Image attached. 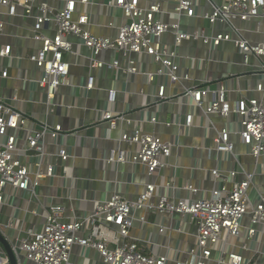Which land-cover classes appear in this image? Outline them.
<instances>
[{"label": "built area", "instance_id": "1", "mask_svg": "<svg viewBox=\"0 0 264 264\" xmlns=\"http://www.w3.org/2000/svg\"><path fill=\"white\" fill-rule=\"evenodd\" d=\"M59 1L57 8L45 0L38 3L37 0H0V14L34 19L33 35L29 39L41 43L35 52L24 56L15 53L11 44H2L0 59H8V63L0 65L1 78H9L12 66L18 60L27 59L39 69L40 77L34 82L45 95L47 114H53L61 105L56 101L58 92L68 83L71 74V63L65 55L71 52L83 55L70 40V36H76L78 46L89 51L85 55L90 68L111 69L117 75L121 72L145 74L147 83L156 89L153 94L156 106L172 101L187 105L192 100L191 109L185 113L186 128L194 126L197 109L205 114L213 128L212 118H222L225 125L214 138V150L232 154L240 167L228 169L227 175L219 168L210 170L215 185L210 195L199 198L196 195L200 188L186 181L182 188L190 197L174 200L161 195L154 200L156 185L151 183L137 199L113 193L78 218H71L64 206L51 204L45 207L41 227L15 241L13 247L19 264H264L256 258L264 255V191L259 188L253 195V190L260 186L255 184L257 174L246 172L235 154L239 141L257 160L264 156V0H205L206 3L201 0H109L106 6L112 14L120 10L122 18L120 24L116 23L115 16L107 24V28L114 30L113 35H96L91 31L99 16V12H94L93 0ZM166 4L172 6L171 11L166 10ZM167 14L169 20L164 17ZM183 16L199 18L203 23L184 28ZM51 26L56 29L54 35L45 32ZM5 30L6 21L0 18V37ZM166 34L173 35L172 44L165 40ZM192 40L201 41L212 53L222 44L232 43L242 57L239 63L246 70L216 78L214 82H192L191 73L184 70L177 50ZM107 52L119 53L127 63L123 65L118 57L103 58ZM247 76L254 82L251 89L240 83ZM232 80L234 86H231ZM183 81L192 84L184 85L176 94H168L169 87ZM97 87V76L89 74L84 89L91 91ZM248 91L258 95L251 96ZM107 92L109 107L103 110L102 120L112 128L121 120L130 123L131 119L115 108L117 88ZM18 99L14 96L12 100ZM151 105L152 102L144 108L148 117L142 120L156 123L157 116H150L147 110ZM66 134L61 124L39 123L23 108L0 97V204L8 202L16 191L37 195L44 181L56 175L57 164L50 159L45 162L50 155L47 141L48 137L55 141ZM121 140L138 149L130 154L119 149L118 155L113 150L109 161L130 159L144 165L150 176L166 167L175 145L137 126L131 132H123ZM70 156L68 148L59 143L55 157L64 164L67 174ZM241 173L246 177L238 181L236 177ZM38 211L35 208L33 213L39 214ZM150 211L173 219L172 229L187 236L191 235L187 227L193 225L195 239L180 240L172 247L166 242L159 244L132 237L136 213H143L137 219L146 224ZM157 228L160 234L169 230L163 225ZM249 240H256L258 248H251ZM158 247L167 250L158 252ZM0 259V264H10L4 252Z\"/></svg>", "mask_w": 264, "mask_h": 264}, {"label": "crops", "instance_id": "2", "mask_svg": "<svg viewBox=\"0 0 264 264\" xmlns=\"http://www.w3.org/2000/svg\"><path fill=\"white\" fill-rule=\"evenodd\" d=\"M39 1L37 0V3ZM45 1L57 8L61 4L59 0ZM108 1L93 0L94 12H99V16L96 18L98 24L95 23L91 27V31L96 35H113L115 33L113 29L107 28V24L114 16L116 23L122 22L121 11L116 10L112 14L106 6ZM216 1L221 2V0ZM201 2L206 3L205 0H201ZM171 7L166 4V10L171 11ZM81 9L83 10V8ZM164 17L166 20L170 19L169 14ZM0 18L6 21V30L0 37V46L6 43L11 44L14 52L23 56L35 52L41 46L40 42L29 39L33 35V18L7 14H0ZM202 23V20L196 17H182L184 28ZM45 32L54 35L56 29L53 26L46 27ZM164 38L169 43H173L172 34H166ZM70 40L75 43L83 55H76L73 52L65 55V59L71 63V74L68 83L63 85L58 92L56 101L61 105L56 107L53 114H47L45 95L34 82L35 78L40 77L39 69L27 59L18 60L16 66H12L9 78L0 77V97L23 108L33 120H37L39 123L48 121L51 125L61 124L68 133L55 141L48 137L47 150L50 155L45 159V162L50 159L57 164L56 175L44 181L37 189V195L31 191H16L8 202L0 204V227L8 233V236H12L14 241H20L26 238L31 230L39 229L45 220V207H49L51 204L64 206L71 218H78L91 212L97 201L105 200L113 193H120L127 199H137L139 194L151 183L156 185L154 200H157L161 195H166L174 200L179 197H190V194L182 188L186 181H191L194 186L200 188L196 195L199 198L210 195L215 185L210 170L219 168L227 175L228 169L240 167L232 154L218 153L214 150V138L225 125L222 118L216 116L212 118L213 128L205 114L197 109L194 110V126L186 128L184 125L185 113L191 109L192 100L191 104L187 103V105L181 104L182 101L181 103L172 101L156 106L153 102V94L156 89L147 83L145 74L133 75L121 72L117 75L111 69L99 71L90 68L89 59L85 55L89 51L78 46L79 38L76 36H70ZM177 50L182 58L181 65L184 70L191 73L192 82L195 81V83L214 82L216 78H223L230 73L246 70L239 63L242 57L232 43H224L215 53H212L210 48L201 41L192 40L185 42ZM211 56L215 57V60H212ZM115 57L120 58L123 65L127 63V60L122 59L119 53L107 52L103 55V58L107 60ZM201 58L205 60L203 63L195 61V59ZM2 63L7 64L8 59H0V65ZM144 67H147L146 63ZM152 68L155 69L156 66H152ZM89 74L97 76L98 87L86 91L84 84ZM250 78L251 76L242 78L241 85L253 88L254 82L249 80ZM183 82L169 87L168 94H176L181 91L184 85L192 84L191 81ZM234 84L235 82L232 80L231 86ZM110 88L118 90L116 110L131 119L130 123L119 121L116 128H112L109 122L102 120L103 110L109 107L107 90ZM248 94L258 95L252 91H248ZM14 96L19 97L18 101L12 100ZM151 102L152 105L147 110L150 116H157L156 123L142 120L144 116L148 117L144 108ZM177 121L178 124H173ZM169 123L171 124L169 125ZM30 126L33 128L34 124ZM136 126L142 128L146 133L158 134L165 140L175 142L166 167L155 175L150 176L144 165L134 163L130 159H127L126 162L109 161L113 150L118 155L119 149L129 152V154L138 149V146L121 140L123 132H131ZM59 143H63L71 152L67 163L68 174L64 170V164L55 157ZM235 154L239 157L246 172H256L257 174L255 184L261 187L255 188L253 195L257 194L259 188L264 191V156L257 160L239 141L235 146ZM30 162L32 163V160ZM245 177V174L241 173L237 175L236 179L239 181ZM35 208H39V214L33 213ZM140 213H136L137 217L143 214ZM149 213V222L146 224H142L136 217L131 231L132 237L148 242L157 241L159 244L166 242L172 247H175L180 240L192 242L195 239L193 225L187 227L191 233L187 236L185 233L172 229L173 219L159 216L155 211ZM158 225L168 227V232L160 234ZM248 243L251 248H258L259 244L256 240H249ZM157 249L162 253L167 250L159 247ZM256 258L259 262H264L263 254ZM1 261L2 259H0Z\"/></svg>", "mask_w": 264, "mask_h": 264}, {"label": "water", "instance_id": "3", "mask_svg": "<svg viewBox=\"0 0 264 264\" xmlns=\"http://www.w3.org/2000/svg\"><path fill=\"white\" fill-rule=\"evenodd\" d=\"M14 244L15 241L13 240L12 236H8V234H6V232H4L0 227V247L2 252H4L9 257L10 264H19L17 255L14 251Z\"/></svg>", "mask_w": 264, "mask_h": 264}]
</instances>
